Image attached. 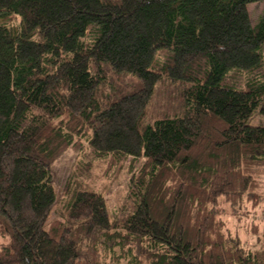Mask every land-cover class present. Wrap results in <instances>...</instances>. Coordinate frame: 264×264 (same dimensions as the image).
Returning <instances> with one entry per match:
<instances>
[{
	"label": "trees",
	"instance_id": "1",
	"mask_svg": "<svg viewBox=\"0 0 264 264\" xmlns=\"http://www.w3.org/2000/svg\"><path fill=\"white\" fill-rule=\"evenodd\" d=\"M254 1L0 0V264H264V215L246 222L264 212ZM232 71L247 87L223 83ZM68 147L105 176L130 157L127 200L111 217L68 179L44 227Z\"/></svg>",
	"mask_w": 264,
	"mask_h": 264
},
{
	"label": "rangeland",
	"instance_id": "2",
	"mask_svg": "<svg viewBox=\"0 0 264 264\" xmlns=\"http://www.w3.org/2000/svg\"><path fill=\"white\" fill-rule=\"evenodd\" d=\"M262 10V0L248 3L247 11L252 24L256 23ZM16 21L17 20H15V22ZM261 53L264 55V44L261 48ZM162 58L165 59L163 55L160 56V59ZM167 61L168 59H165L161 61L160 64L166 63ZM230 74L231 77L226 78L223 83L231 87H247L245 81L246 74H239L235 71H232ZM248 123L253 125L263 124L264 117L260 115L257 109H255L248 119ZM129 160L130 157L119 160L113 167L112 173L109 176H105V162L99 158H93L92 153L87 148L81 151L73 147L66 148L63 153L50 165L51 183L54 187L57 198L52 212L44 224V227L48 226L49 220L52 217H59L62 213L64 206L63 202L66 200L67 196L62 194L61 188L68 179H71V186L75 184H81L82 187L94 189L102 193L105 198L108 213L111 217L116 215L120 209V206L123 205L127 200V187L129 184ZM139 163L140 159H135L131 170L135 172ZM83 164H85V169L80 171L79 166ZM226 207L228 209L229 205H226ZM254 212L255 214L253 212L247 214L246 219H248L246 222H249L251 217H255L256 215H264V212L260 208H257ZM221 215L222 217H225L226 225L229 227V229L238 230L241 237L244 238V241L246 239L247 241L251 239L252 235L249 234L244 228V224L246 223L245 221L239 222L235 220V218L229 217L226 212H221Z\"/></svg>",
	"mask_w": 264,
	"mask_h": 264
}]
</instances>
